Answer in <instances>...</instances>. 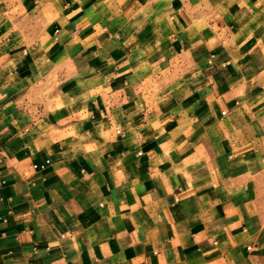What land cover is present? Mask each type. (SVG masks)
I'll return each instance as SVG.
<instances>
[{
	"label": "crops",
	"instance_id": "crops-1",
	"mask_svg": "<svg viewBox=\"0 0 264 264\" xmlns=\"http://www.w3.org/2000/svg\"><path fill=\"white\" fill-rule=\"evenodd\" d=\"M0 264H264V0H0Z\"/></svg>",
	"mask_w": 264,
	"mask_h": 264
},
{
	"label": "built area",
	"instance_id": "built-area-1",
	"mask_svg": "<svg viewBox=\"0 0 264 264\" xmlns=\"http://www.w3.org/2000/svg\"><path fill=\"white\" fill-rule=\"evenodd\" d=\"M49 163H50V160L47 159V160H45L44 162L39 163V164H34L33 166H34L35 168L44 169V168H46V167L48 166Z\"/></svg>",
	"mask_w": 264,
	"mask_h": 264
}]
</instances>
